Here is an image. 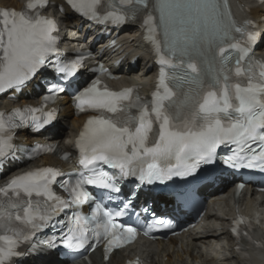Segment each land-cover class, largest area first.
<instances>
[{"label":"snow or ice","instance_id":"6c2138e0","mask_svg":"<svg viewBox=\"0 0 264 264\" xmlns=\"http://www.w3.org/2000/svg\"><path fill=\"white\" fill-rule=\"evenodd\" d=\"M128 2L129 0H120L121 4ZM137 2L142 3L143 0ZM173 2L174 0H159L162 15H171ZM47 3L48 0H29L27 8L37 10ZM67 3L92 20L110 21L117 26L134 19L121 11L102 12V0H67ZM109 7L114 8L112 0H109ZM0 16V51L3 53L0 57V93L21 89L49 63L53 71L59 74L57 80L60 81L48 85L46 90L50 94L44 97V107L17 108L13 117L8 120L0 113V159H3L13 147L10 130L26 125L28 116L36 131L55 120L56 111L46 110V105L56 99L55 94L65 91V81L68 87L71 86L72 78L83 65V58L78 53L74 60L57 58L51 61V56H58L59 52L58 37L54 35L57 24L54 19L40 15L39 11L28 15L23 11L5 9L0 11ZM152 23L153 18L149 16L145 21L148 26L145 38L159 52V42L154 35ZM258 38V33L248 35L252 42H257ZM176 42L173 33L172 44L175 45ZM160 61L169 62L163 55L160 56ZM100 70L106 71L103 68ZM160 85L164 89V96L169 94L163 73L160 75ZM133 92V88L112 91L97 78L74 95L75 107L79 112L93 109L101 114L89 117L79 134V164L85 171L78 174L73 184L60 185L69 193V198H63L54 191L53 186L61 175L60 170L55 167H43L18 174L8 182L6 188H0V192L8 197L7 203L0 201V228L14 234L0 236V241L3 242L0 243V264H9L13 258L23 257L24 254L17 251L20 240L30 242L42 229L52 226V221L61 213L73 209V206L82 207L90 203L92 197L86 186L105 190L103 197L111 201L118 198L116 194L121 193V181L127 178H134L139 186H151L157 182L165 184L173 178H182L185 183H189L190 178L201 182L210 181L217 165L218 149L228 143L235 144L236 147L222 160L224 165L232 169L257 168L264 171V117L249 122L246 126L233 125L228 129L220 128L217 121L215 128L210 127L198 134L182 135L171 131L167 118L162 116L160 101L164 96L160 92L153 93L151 108L141 103L139 96L135 97L133 104ZM136 105L141 108L139 115L128 114V108ZM37 113H41L43 118ZM107 114L116 115L113 117ZM15 117L20 118L19 122H16ZM157 119L160 120L159 129L154 133V122ZM45 150L53 151L50 146ZM97 165L117 171L104 170ZM9 190L13 193L11 197ZM34 194L35 197L46 199H33ZM130 203L131 201L123 205L124 210L116 211L107 210L101 203H95L90 217L82 212H74L70 221L56 225L61 232L59 237L45 238L38 244H31L29 253L39 262L57 250L60 246L57 239L69 250L84 249L90 242L99 243L103 240L106 244L105 251L111 252L113 248L121 247L137 235L135 227H126L118 222V218L126 215L125 210ZM10 209H18L21 214L13 215ZM15 221H21L26 227H14ZM89 223H95L96 226L89 229ZM156 226L174 229L176 224L173 220L162 217L155 219L154 224L148 226V231ZM64 228H67L66 232L63 231ZM39 245H43V249ZM49 264L55 262L50 261Z\"/></svg>","mask_w":264,"mask_h":264},{"label":"bare ground","instance_id":"6f19581e","mask_svg":"<svg viewBox=\"0 0 264 264\" xmlns=\"http://www.w3.org/2000/svg\"><path fill=\"white\" fill-rule=\"evenodd\" d=\"M24 0H0V6H17L21 7ZM58 2L60 0H57ZM234 15L237 17L243 14L240 8L245 9L247 15H251L253 18L261 22L263 25V46L258 50V53L264 55V3H260L258 0H231ZM56 9H54V12ZM67 13H72L67 10ZM62 24L64 27L61 31L62 46L69 53L77 50L80 44H85L83 39L84 32H80L78 25L81 21L78 17H69L68 14L60 15ZM70 29V34L68 33ZM68 30V31H67ZM92 33V32H91ZM140 30L135 25L125 27L119 34L118 40L121 44L119 52L120 56H126L123 64L117 68L118 73L122 74L120 82H133L139 81L143 85H148L153 79L155 69L148 71L147 67L151 64L154 57L150 51L141 44L139 40ZM91 35V34H89ZM103 45V44H102ZM139 55V60L142 61V65L137 69L131 68L133 72L127 74L125 68L129 60V55ZM98 58L112 60V56L108 52H102ZM92 64V62H91ZM90 76V74H88ZM25 97L22 95V101ZM7 101L0 99V106H4ZM59 107L61 113L57 124L44 136H28L29 141L40 140L42 142L58 143L60 147L64 149H70L77 132L79 131L84 116L73 117V109L67 97L59 98ZM52 132V137L48 138V135ZM41 164H57L61 163L55 156H44L40 160ZM64 164V163H63ZM19 167V165H15ZM3 181L0 178V182ZM225 192L217 193L211 199V205L207 208L205 218L202 219L199 224L184 233L179 238L171 239L169 242H157L148 245H137L133 247V251L139 253L146 261L152 264H264V196L261 200L254 197L245 195L238 204V208L244 212H247L253 219H255L260 228L254 232V237L259 240L263 248L261 250L249 249L246 261L242 262L233 250V244L227 235V231L224 229V225L228 221V209L230 205L227 204L226 199L223 198ZM180 244L181 250L175 252V247ZM99 251L93 254V264H99ZM125 257L124 251L119 250L115 252L111 257V263L123 261ZM50 261H54L55 264H66L64 261L56 259L52 253L50 256L44 257L41 261L37 262L36 259L30 258L23 264H49ZM84 264V263H75Z\"/></svg>","mask_w":264,"mask_h":264},{"label":"clouds","instance_id":"9594fccd","mask_svg":"<svg viewBox=\"0 0 264 264\" xmlns=\"http://www.w3.org/2000/svg\"><path fill=\"white\" fill-rule=\"evenodd\" d=\"M228 45H225L224 47H227Z\"/></svg>","mask_w":264,"mask_h":264}]
</instances>
